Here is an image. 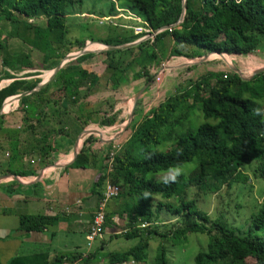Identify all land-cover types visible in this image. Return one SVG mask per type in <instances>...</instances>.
<instances>
[{
	"label": "trees",
	"instance_id": "obj_1",
	"mask_svg": "<svg viewBox=\"0 0 264 264\" xmlns=\"http://www.w3.org/2000/svg\"><path fill=\"white\" fill-rule=\"evenodd\" d=\"M76 1L81 0H0V34L7 35V39L19 38L30 48L28 51L25 48L11 51L0 41L4 66L14 71L23 67L34 68L33 54L43 63L58 66L60 60L75 53V48L77 51L84 48L85 40L65 50L59 45L67 40L66 18ZM123 6L142 17L153 30L175 24L183 12V0H127ZM107 12L100 11L102 16L116 14V4ZM44 17L45 25L32 21ZM141 36L132 29L121 36L91 40L106 45H123ZM257 50L264 51V0H187L181 24L159 32L154 41L144 40L125 49H108L103 61L109 72V84L115 88L140 78L145 79L144 84L149 83L161 62L170 58L203 59L222 53L244 57L254 55ZM225 55L224 59L231 64ZM92 56L91 53L83 54L67 62L48 84L20 99L16 110L23 114L26 123L22 130L6 128L5 115L1 114L0 139L7 137L13 143L21 131L34 130L35 126L29 122L47 118L46 106L56 103L66 109L70 104L87 99L101 82L98 73L81 65ZM215 58L224 63L220 57ZM197 66H186L180 74ZM36 74L29 72L18 78L0 73V82L5 76L14 78L0 88V110L8 97L36 88L41 79H28ZM212 79L216 80L215 83L211 82ZM151 85H147L135 103L134 118L129 125L131 134L116 153L113 171L109 175L106 174L107 156L113 148V141H100L92 133L84 137L71 164L77 168L99 167L100 175L95 183L99 199L108 179L120 186L116 198L123 201V214L128 220V230L123 236L138 238L139 242L122 252H108V263L144 262L154 238L167 239L178 245L186 243L190 234L201 233L207 234L209 241L195 255L193 264H249L248 258H254V264H264V204L251 215L250 225L242 234L231 228L221 215L212 219L194 199L189 198L194 188L207 193L231 187L234 183H245L242 169L254 160L259 161L257 171L264 178V119L254 115L256 107L264 106V71L249 79L232 69L208 71L200 78L190 79L185 88L146 111L145 97ZM141 86L134 87L136 93ZM54 87L64 92L59 100L50 95ZM119 113L115 111L109 115L104 112L98 117L100 126L109 127L122 122L123 116L121 111ZM77 117L81 120L79 131H83L90 122L78 114ZM202 117L205 121L201 123ZM70 136L68 142L73 144L77 134L71 130ZM48 138L47 134L42 135L38 142L42 146L40 156L44 158L40 166L47 163L45 157L52 149ZM3 147L0 140V151ZM11 147L16 146L12 144ZM195 159L198 161L196 170L190 176L181 177L178 183L165 185L163 180L153 176ZM6 172L18 176H37L39 173L38 168L7 169ZM146 191L151 193L147 198L144 196ZM7 192L12 194L15 190ZM176 199L177 202L173 203L172 200ZM163 214H170L177 222L168 223ZM110 220L107 213V222ZM54 221V217L44 214L22 215L20 228L40 231ZM157 251L153 263L170 264L162 241ZM60 260L57 258L59 264Z\"/></svg>",
	"mask_w": 264,
	"mask_h": 264
},
{
	"label": "crops",
	"instance_id": "obj_2",
	"mask_svg": "<svg viewBox=\"0 0 264 264\" xmlns=\"http://www.w3.org/2000/svg\"><path fill=\"white\" fill-rule=\"evenodd\" d=\"M115 4L117 13L113 16L119 14V10L124 8L123 6L120 8L118 3ZM122 11H124V9L121 10V12ZM128 14L129 18H131L134 17L133 15L136 13L130 11ZM68 15L69 13L67 16ZM126 16L127 15L124 14V17ZM140 18L143 19L142 17ZM122 26L134 28L132 27L134 25L126 21L122 23ZM67 35H69V32ZM0 41L5 43L11 51H21L24 48L25 50H30V48H26L24 42L19 38L7 39V35L1 34ZM85 41L86 47L90 41L92 43H101L99 41L90 40L89 38ZM77 49L78 48H75L76 51ZM106 50L107 46L98 50L88 49V52L84 53H91L93 56L81 65L101 76V82L93 90L92 94L87 99L80 100L77 104L68 105L66 109L60 107L56 103L46 106V112H48L47 118L42 121L33 120L29 122L35 126L34 130L25 129L21 131L16 141V143H19V150L17 151L18 157L16 154L15 160L11 159L8 148L11 139L3 136L0 139L1 144L5 146V149L0 151V176H3L0 178V264H59L57 258L62 259L60 260L61 264H109L107 253L111 251H107V247H109L111 243H118L122 238H126L123 235L128 230V220L126 215L123 214L124 203L114 198L108 204L107 213L110 214L111 220L107 222L102 238L95 243L94 251L90 257H81V253L86 250L87 231L99 199L95 191V183L99 178L100 170L98 166L77 168L71 165L75 159L74 152L76 142L82 133V130L79 131L81 129V120L77 117V114L81 116L82 119H85L84 121L88 119L90 124H92L93 120H96V117L98 118L104 112L112 114L115 111L118 113L121 111V116H124V113H126L122 110V106L119 102H113L118 91L112 88L108 81L109 72L103 61L105 59L104 52ZM97 56H99L98 58L103 56L101 63L104 64L105 69L102 72L97 69L98 62L97 60L95 61ZM223 56L219 54V57L224 59ZM209 57L206 56L205 59H201L198 61L200 63L197 64H194V62H185L182 64L181 62L183 60L180 59L184 58L182 56L175 57L177 59L172 58L170 61L173 62L171 69L174 70V74H176L175 78H177L186 66L198 65L197 67H199L200 64L204 66V64L211 59H209ZM227 58H229L231 64H233L231 66L232 70L239 73L244 79H249L255 73L264 69V51L262 50H257L254 55L250 56L228 55ZM62 60H60V62ZM33 61L35 64L34 68L23 67L20 71H14L4 66L2 56L0 55V73H9L10 75L20 78L29 72H40L39 64L42 65V67H52L50 71L52 73L56 68V65L43 63L41 58L34 54ZM224 61L226 62L225 59ZM220 70L222 71L223 69ZM209 71L217 70L210 69ZM52 73L47 79H43L42 74L30 76L28 79L40 78L41 81H46L51 78ZM130 75H132L131 72ZM141 79L143 78L136 81H140ZM13 80L14 78L10 76L3 77L0 82V88L8 85ZM103 82H105L107 88L109 87L108 90L105 89V86L103 87ZM132 84L133 85L127 92L128 95L130 91H133L134 86H136L134 82ZM39 90L40 89H35L33 92ZM103 90H107V93L104 92L107 96L106 100L100 97ZM50 95L56 100H59V97L63 96L64 92L54 87L50 90ZM134 106L135 101L133 109ZM150 108L145 109L148 111ZM129 114L128 124L131 123L134 118V116H131L132 112ZM23 119L24 117L21 112L18 110L13 111L11 115L5 117L6 128L22 130L26 126ZM96 124L100 126L99 122ZM109 127L114 129V127L117 126L113 125ZM71 130L77 134L73 144L68 142L69 137L71 138ZM85 130L88 129L84 128L83 132ZM45 134L49 136L48 143H50L52 149L49 155L45 157L47 163L40 166V161L43 157L41 158L40 156V149L42 146L38 142L41 141L42 135ZM112 140L113 139L109 137L103 139V142L108 143V141L110 142ZM80 143L76 149L78 153ZM31 159H34L35 162L31 163ZM32 168H38L39 173L37 176H18L8 174L7 172L5 173L7 169L21 171L30 170ZM3 173L5 174L3 175ZM9 189L15 190V192L12 194L8 193L7 190ZM35 214H44L54 217L55 221L53 224L48 225L40 231H26L21 229L20 217L22 215ZM151 243L152 240L150 245Z\"/></svg>",
	"mask_w": 264,
	"mask_h": 264
},
{
	"label": "rangeland",
	"instance_id": "obj_3",
	"mask_svg": "<svg viewBox=\"0 0 264 264\" xmlns=\"http://www.w3.org/2000/svg\"><path fill=\"white\" fill-rule=\"evenodd\" d=\"M114 3H118L120 5V8H122L123 5L127 4V0H81L76 1L72 8H70V11H68L69 15L67 16V26L69 29V35L67 36V40L63 44H59L62 50H65L67 48H70L72 44L77 42H82L86 40L87 38L91 39H104V38H112L116 36H121L122 34H125L126 32L134 29V28H128L122 26V23L126 21L127 23H131L132 27L136 26H142L143 19H141L137 14H134V17L129 18V12L131 11L126 6H123L124 8L119 10V14L111 16V18L106 16H102L100 13L101 10H104L106 13L107 10L112 6ZM121 12V10H123ZM124 14L127 15L124 17ZM108 17V18H104ZM130 19V20H129ZM34 23L38 22L40 24L45 25L46 24V18H41L40 20H32ZM134 31V30H133ZM1 36V34H0ZM70 37V38H69ZM95 44L91 47L90 45ZM92 43L91 41L87 45V49L91 50H98L104 48L102 44ZM26 48H28V45H25ZM86 47V46H85ZM82 50V49H81ZM28 51V50H27ZM80 51V50H79ZM33 52H37L36 50H33ZM58 52V51H57ZM77 53V51H75ZM32 53V52H31ZM64 54V52L62 51ZM43 56V55H42ZM96 57L95 61L97 60V69L98 71H104L105 66L101 63V59L103 60V56L98 58ZM214 57L219 58V54H213L210 55L209 61H207L204 66L203 64H200L199 67L194 68L187 72V70L184 71L187 72L185 74H179L176 77V74H174V70L170 68V72L164 76V79L161 81L160 84H157L155 80V76L149 83H152L151 90L148 91L145 97V108L148 109L150 107H153L155 105H158L162 101H164L170 94L177 92L178 90H181L185 88L189 83L190 79H197L205 75L210 69H216L217 71H221L220 69H223L224 71H228L231 68L233 64H229L227 61L225 62L223 58L224 63L216 61ZM98 58V59H97ZM177 59V58H175ZM183 61L181 62L184 64L185 62H194V64L200 63L201 59H189V58H180ZM164 61L168 65H173V62ZM162 64V62H161ZM160 64V65H161ZM40 72H37L38 74H42L43 79H47L50 75V71L52 70V67H42V65L39 64ZM160 67V66H159ZM158 67V68H159ZM157 68V69H158ZM157 71V70H156ZM144 79V78H143ZM141 79L140 81H133L134 87H138L140 84L143 88L144 86H147L149 83L144 84V80ZM45 81V80H42ZM41 81V82H42ZM179 81V82H178ZM215 79H212L211 82L215 83ZM127 84L126 86L121 87H115V90L118 91V94L116 95V98L114 99V103H118L122 106V110H124L126 113H124L123 121L119 124H116L117 127H114V129H111V127H101L98 126L96 123H98V118L96 117V120H93L92 124H89L86 129L91 130L92 136L96 139L98 138L100 141H103V139L111 137L117 138L116 142L123 143L131 134V129L129 128L130 123L128 124V117L129 113L132 112L135 96H136V88L133 89V91H130V94L128 95L127 92L129 88L133 85L132 83ZM107 88V85L105 82H103V87ZM107 90H103V93L100 95V97L104 98V100L107 99V96L104 92L107 93ZM105 95V96H104ZM110 97V96H108ZM111 102V103H113ZM260 102V100L258 101ZM113 103V104H114ZM263 103V102H261ZM264 104V103H263ZM13 111L8 112L5 114V117L8 115H11ZM205 119L202 117L200 118V122H204ZM125 125V126H123ZM122 126L124 127L122 129ZM101 131V132H100ZM83 132V131H82ZM90 133V134H91ZM103 133V136H102ZM120 133V134H119ZM108 134V135H107ZM119 134V135H118ZM88 136L85 135V137ZM84 139V138H83ZM83 139L80 141L82 142ZM17 139L15 141L12 140L8 145L9 153L11 159H16L17 151L19 150V143H16ZM109 142V141H108ZM12 144H14L16 147L12 149ZM81 144V143H80ZM5 149V146L2 148ZM1 149V150H2ZM15 156V157H14ZM8 157V156H7ZM18 157V154H17ZM31 163H34L35 160L31 159ZM259 161L254 160L250 165H247L245 168L242 169L244 175L246 176V182H238L234 183L231 187H223L217 192H201L198 189L194 188L190 191L189 198L194 199L196 201V204L198 207H200L202 210L206 211L212 219H216L220 216L224 221L228 223V225L231 228H236L239 233H244L245 230L250 225L251 222V215L257 211L263 204H264V178H261L259 176V173L257 171ZM188 167V176H190L198 167V161L195 159L192 162L184 164ZM165 171H160L157 173H154L153 176L158 180H163ZM173 203L177 202L176 200H172ZM164 218L168 221V223H176L177 221L175 219H172V216L170 214H163ZM122 237V236H121ZM166 246L167 248V255L170 259V264H193L194 263V257L195 255L204 247H206L209 236L207 234H201V233H192L189 235V238L186 243L184 244H178L175 245L171 241L167 239H157L154 238L152 240V243L148 250V257L144 262H128L124 264H154V257L157 254V248L160 244V242ZM139 242L138 238H132V239H126L122 238L120 242H114L111 243L109 247H107V251H125L129 249L130 247L136 245ZM247 262L249 264H254L255 259L254 258H248Z\"/></svg>",
	"mask_w": 264,
	"mask_h": 264
},
{
	"label": "built area",
	"instance_id": "obj_4",
	"mask_svg": "<svg viewBox=\"0 0 264 264\" xmlns=\"http://www.w3.org/2000/svg\"><path fill=\"white\" fill-rule=\"evenodd\" d=\"M111 18V16H108ZM104 17V18H108ZM142 26L134 27V32L137 34H141L142 36L138 40H151L154 41L156 34L161 32L158 30L151 29L147 22L144 20L142 21ZM170 72L169 65L166 62H162L160 67L157 69L155 74V80L157 84H160L161 81L164 79V76ZM19 99L16 98V95L8 97L3 104L2 114H7L10 111H15L19 106ZM124 127H122L123 129ZM90 130L88 134H90ZM120 134V133H119ZM118 134V135H119ZM118 138V137H117ZM113 137V148L108 153L107 156V168L106 174H110L113 171L115 155L120 150L122 143L116 142V139ZM120 193V186L113 183L110 179L106 181L105 189L103 191L102 197L98 200L96 210L94 212L92 221L87 231L86 239L87 245L86 250L81 253L82 258H88L94 251L95 243L102 238L103 233L106 229L107 224V208L109 202L116 198Z\"/></svg>",
	"mask_w": 264,
	"mask_h": 264
},
{
	"label": "water",
	"instance_id": "obj_5",
	"mask_svg": "<svg viewBox=\"0 0 264 264\" xmlns=\"http://www.w3.org/2000/svg\"><path fill=\"white\" fill-rule=\"evenodd\" d=\"M186 3H187V0H183V12H182V15H181L179 21L176 22L175 24H172V25H169V26H165V27L160 28V29H159L160 31H163V30L168 29V28H172V27H174V26H176V25H178V24H181V23L183 22L184 17H185ZM141 41H143V40H136V41H134V42L127 43V44H123V45H106V44H104V43H102V44H104V45L107 46V50H108V49H125V48H129V47L135 46V45H137L138 43H140ZM86 52H88V49H87L86 47H84L82 50L78 51L77 53L67 55V56H66V57L60 62V64H58V66H56V68L53 70V73H52L50 79H48V80H46V81H42V82H40V83L38 84V86H37L36 88L32 89V90L25 91V92H23V93H21V94L16 95V98L20 100L23 96L32 93L33 90H35V89H41L42 87H44V86H45V85H46V84L52 79V77L57 73V71L65 65V63L69 62L70 60H73V59L77 58L78 56H80V55H82V54H84V53H86ZM220 55L223 56L224 54L222 53V54H220ZM203 59H205V58H203ZM261 71H264V69H261V70L258 71L257 73H259V72H261ZM255 74H256V73H255ZM146 88H147V86H144V87H143V88H142V89L136 94V96H135V103H136V101L141 97V95L143 94V92L145 91ZM2 110H3V107H2L1 110H0V115L2 114ZM131 116L133 117V111H132ZM88 132H89L88 130H85V131L82 132L81 135L79 136V138H78V140H77V142H76V146H75V152H74L75 157L77 156V153H78V150H76L77 147H78V144H79L80 141L85 137V135L88 134ZM1 177H3V176H0V178H1Z\"/></svg>",
	"mask_w": 264,
	"mask_h": 264
},
{
	"label": "clouds",
	"instance_id": "obj_6",
	"mask_svg": "<svg viewBox=\"0 0 264 264\" xmlns=\"http://www.w3.org/2000/svg\"><path fill=\"white\" fill-rule=\"evenodd\" d=\"M254 115L260 116L264 119V106H258L254 109ZM188 167L184 164H176L174 166L169 167L163 177L162 183L165 185H170L173 183H178L181 177H184L188 174ZM151 195L150 192L146 191L144 193L145 198Z\"/></svg>",
	"mask_w": 264,
	"mask_h": 264
},
{
	"label": "bare ground",
	"instance_id": "obj_7",
	"mask_svg": "<svg viewBox=\"0 0 264 264\" xmlns=\"http://www.w3.org/2000/svg\"><path fill=\"white\" fill-rule=\"evenodd\" d=\"M97 44V46H99L98 44H101V43H96ZM93 45H95V44H92V45H90L89 47H91V46H93ZM103 45V44H102ZM103 47H106L105 45H103ZM170 66V65H169ZM52 72H50V74H51ZM49 74V75H50ZM91 131V130H90ZM101 132V131H100ZM102 136H103V133H102Z\"/></svg>",
	"mask_w": 264,
	"mask_h": 264
}]
</instances>
